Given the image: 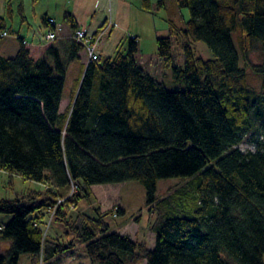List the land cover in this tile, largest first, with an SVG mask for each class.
<instances>
[{
  "label": "trees",
  "instance_id": "1",
  "mask_svg": "<svg viewBox=\"0 0 264 264\" xmlns=\"http://www.w3.org/2000/svg\"><path fill=\"white\" fill-rule=\"evenodd\" d=\"M177 3L190 19L184 28L170 21L169 36L156 38V47L183 90L167 89L137 64L133 36L125 53L86 61L60 113L68 68L85 50L77 30L39 45L19 39L14 57L0 56V171L43 185L0 199V264H19L22 255L28 264H54L73 255L78 242L90 264H264V0ZM140 8L150 12V0H140ZM48 19L42 23L49 28ZM64 21L75 28L72 15ZM4 29L0 17V39ZM197 42L212 59L195 56ZM254 51L263 57L247 63L261 79L258 92L239 65ZM253 119L257 149L243 153L238 146ZM170 178L190 180L158 199V182ZM126 182L143 186L156 213L152 249L110 232V212L71 214L80 201L91 203L93 186ZM51 211V223L71 238L67 244L44 233Z\"/></svg>",
  "mask_w": 264,
  "mask_h": 264
},
{
  "label": "rangeland",
  "instance_id": "2",
  "mask_svg": "<svg viewBox=\"0 0 264 264\" xmlns=\"http://www.w3.org/2000/svg\"><path fill=\"white\" fill-rule=\"evenodd\" d=\"M150 3L151 11L146 12L140 9L139 0H0V17L4 20V30L9 35L0 39V56L14 57L16 53L13 50L18 49L19 39L32 45L48 43L43 40V36L49 28L42 23V18L48 17L64 28L63 34H70L75 30L84 31L88 35L98 30L104 32L97 34L100 41L96 47V54L102 59L111 58L118 52L125 53L128 39L137 37L138 50L135 55L137 64L151 76L162 81L167 89L183 90L184 86L175 84L171 71L165 70L160 63L157 57L156 38L169 36L170 21L177 27L184 28L190 19V12L186 8H180L177 0H150ZM65 14L75 18V28L64 21ZM102 23L105 27L100 29ZM108 23L112 27L105 31ZM236 37L237 34H233L234 41ZM193 51L196 57L203 60L213 58L202 42L195 43ZM172 53L176 64L182 66V50L174 37ZM247 59L248 62H245L240 57L239 65L246 70L250 90L258 92L261 79L251 71L248 64H261L263 57L260 52L254 51ZM75 74L73 68L67 74L64 85L65 98ZM258 128L259 121L253 119L250 132L243 137L242 144L238 146L241 152L256 151L257 145L253 141L259 140ZM189 180L190 178H170L159 181L156 197L161 199L168 196L177 190L178 185L183 186ZM92 188L91 203L80 201L76 208L71 210L72 215L85 213L94 216L96 208L101 212H110L111 215L105 217L110 232L129 235L133 240L144 243L148 249L154 247L155 234L151 228L156 220V213H151L150 207L146 205V193L141 184L126 182L96 185ZM29 190L42 191L43 185L0 171V199L13 200ZM52 217L51 211L44 233L48 238L59 237L60 242L67 244L71 238L65 235V230L61 226L55 222L51 223ZM5 218L4 215H0V224ZM77 244L78 249L73 255H61L54 264H90L84 244L81 242ZM28 262V256L22 255L19 264Z\"/></svg>",
  "mask_w": 264,
  "mask_h": 264
},
{
  "label": "built area",
  "instance_id": "3",
  "mask_svg": "<svg viewBox=\"0 0 264 264\" xmlns=\"http://www.w3.org/2000/svg\"><path fill=\"white\" fill-rule=\"evenodd\" d=\"M47 23L49 24V30L44 34L43 40L47 42L54 41L58 35L63 33L64 28L61 25L55 24L54 20L48 19ZM110 27L107 26L105 31H107ZM104 32L100 33L103 34ZM2 37H7V33H1ZM75 39L79 42H82L85 47V55L86 61H96L98 60V55L96 54V47L98 42L100 41V36L95 35V33L88 35L86 32L77 30L74 34Z\"/></svg>",
  "mask_w": 264,
  "mask_h": 264
},
{
  "label": "crops",
  "instance_id": "4",
  "mask_svg": "<svg viewBox=\"0 0 264 264\" xmlns=\"http://www.w3.org/2000/svg\"><path fill=\"white\" fill-rule=\"evenodd\" d=\"M139 7H140V0H139ZM104 21H106V20H104ZM104 21H103V23H104ZM103 23L100 25V27L104 26ZM108 27H112L110 23H108ZM64 35H68V34H64ZM13 51H15V53H16L17 49H14ZM85 64H86V55L84 52H82L80 54V59L69 66L67 74H68L69 70H71V68H73L74 72L76 73L75 74L76 77L72 76L73 77L72 84L69 87L67 98L64 97V89H63L62 99H61V103H60V107H59L60 113H63L69 107V105L71 103V98L73 97V93L76 90L77 83L80 80V78L84 72V69L86 66ZM66 78H67V76H66ZM64 104H66V105H64ZM92 190H93V188H92ZM3 220H5V219H3Z\"/></svg>",
  "mask_w": 264,
  "mask_h": 264
}]
</instances>
